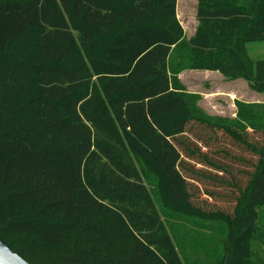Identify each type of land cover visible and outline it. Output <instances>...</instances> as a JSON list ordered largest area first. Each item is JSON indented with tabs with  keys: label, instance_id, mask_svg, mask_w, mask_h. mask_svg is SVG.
<instances>
[{
	"label": "trees",
	"instance_id": "trees-1",
	"mask_svg": "<svg viewBox=\"0 0 264 264\" xmlns=\"http://www.w3.org/2000/svg\"><path fill=\"white\" fill-rule=\"evenodd\" d=\"M198 2L188 38L177 0H0V237L31 264H264V102L180 79L264 92V0Z\"/></svg>",
	"mask_w": 264,
	"mask_h": 264
},
{
	"label": "rangeland",
	"instance_id": "rangeland-1",
	"mask_svg": "<svg viewBox=\"0 0 264 264\" xmlns=\"http://www.w3.org/2000/svg\"><path fill=\"white\" fill-rule=\"evenodd\" d=\"M196 1L177 0L178 19L188 38L199 27L195 18ZM247 56L253 61L264 59V40L249 42ZM180 79L188 91L201 94L200 106L213 116L235 117V100L264 102V92L251 88L243 78L231 79L216 71L186 70L180 75ZM177 228L181 229V234L185 233L183 227Z\"/></svg>",
	"mask_w": 264,
	"mask_h": 264
},
{
	"label": "water",
	"instance_id": "water-1",
	"mask_svg": "<svg viewBox=\"0 0 264 264\" xmlns=\"http://www.w3.org/2000/svg\"><path fill=\"white\" fill-rule=\"evenodd\" d=\"M0 264H31L20 254L13 250L9 245L1 240L0 237Z\"/></svg>",
	"mask_w": 264,
	"mask_h": 264
},
{
	"label": "crops",
	"instance_id": "crops-1",
	"mask_svg": "<svg viewBox=\"0 0 264 264\" xmlns=\"http://www.w3.org/2000/svg\"><path fill=\"white\" fill-rule=\"evenodd\" d=\"M198 6H199V2H198V0L196 1V8H195V18H196V21H197V23H198V25H199V19H198ZM177 16H178V2H177ZM180 21V20H179ZM181 22V21H180ZM182 24V23H181ZM183 26V25H182ZM196 33V32H195ZM186 35V34H185ZM192 37V36H191ZM190 38V37H189Z\"/></svg>",
	"mask_w": 264,
	"mask_h": 264
}]
</instances>
